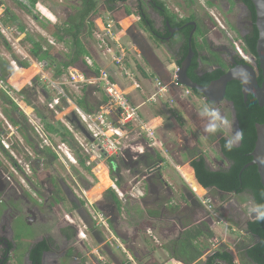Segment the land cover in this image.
<instances>
[{
  "label": "flooded vegetation",
  "instance_id": "1",
  "mask_svg": "<svg viewBox=\"0 0 264 264\" xmlns=\"http://www.w3.org/2000/svg\"><path fill=\"white\" fill-rule=\"evenodd\" d=\"M167 4L168 1L166 0H119L118 3L115 2L112 5V10H108V8L111 7L110 5L102 4L99 8V12L101 11V13L109 15L117 21V24L112 28L114 33H119L122 29L121 26L118 25L119 20L129 17H134L136 19V23L127 30V35L134 41L136 46L140 48L146 61L152 59L156 62L157 59L154 52L158 51L162 53V55H165V58H163L168 66H173L178 70L179 65L187 57L190 40L192 51L193 42L200 46L197 54L198 67L196 74L198 77H203L206 73L217 69H222L227 72L233 67V61L238 64L237 61L240 57H238L236 50L233 48V45L235 46L236 43L232 42L228 32L234 33L240 38L243 44V39H245L255 27V21L251 20L248 7L241 0H182V3H177V6L173 7V11ZM212 9L219 11L217 14L221 17L222 23L216 18L215 14L212 13ZM180 10L182 13H180ZM136 25L138 26V32L133 28L134 26L136 27ZM142 34L147 35V39L143 38L144 35ZM185 44H187V54L183 57L181 53ZM193 53L194 58L195 52ZM249 58L250 62L255 61V57ZM0 68L3 69L4 67L0 66ZM174 73L177 74V71ZM189 95H192V93ZM43 97L46 100L48 98L45 94H43ZM202 102L205 103L204 101ZM224 103H227L226 100ZM34 110L38 116H43L38 108L35 107ZM20 116L21 115L17 113L16 117L12 118L14 121L23 122L26 126L25 121L20 118ZM70 118L71 122L72 117ZM190 121L195 124L192 120ZM204 121L207 122L208 118H205ZM24 125L22 124L23 127ZM16 130L18 131L17 127ZM202 136L204 138L206 134ZM223 136V134L214 135L217 146L215 150H217L218 155L226 164V166L222 168H227L229 163L222 156L219 146V140ZM194 138L195 137H192L189 142H184V145L178 148L179 153L183 152L192 160H196L201 155L200 151L196 152L197 156L195 154L193 155L195 146L198 143ZM237 144H239L238 141L234 145ZM48 149V147H38L37 144H32V150L35 156L27 159L25 169L6 157L7 155L5 152L3 153L4 156L0 157V264H16L13 255L17 250V244L14 241L10 224H13L14 220L19 219L28 227H33L36 224L43 226L41 236L31 240L23 251L24 264H34L31 259L32 254L40 258V264H60L61 262L62 264H85L83 261L84 256H80L79 252L81 253L83 250H86V248L83 244L84 242H81L83 240L80 236L82 232L81 229L78 228V224L75 223L74 217L77 218L78 222L88 231L90 238L97 245L96 249L100 251L99 253L97 250H91L88 254H85V257L89 258L91 264H135L133 260H135L137 264H141L143 262L142 260L147 257L146 261H150L148 264L157 263L154 259L157 250H155L154 247H152V251L147 254L144 252L142 253L144 248L149 251L148 243L144 236L141 237L144 247L142 249V247L138 248L132 243L133 240L130 239L127 231H123V225L127 224V222L124 221V219L123 221L119 219L120 216H122L121 210L114 202L111 194L105 191L98 201L90 203L91 209H89L88 205L83 201V198L77 195L76 191L68 187L65 182L66 179L63 178L62 174L57 170L56 163L60 158L56 155V158L45 156L46 151H49ZM1 151L3 152V150ZM164 152L166 157L164 156L163 159L159 154L154 156L157 158V162L160 161L163 163L162 167H164L167 160H170L171 163L173 160H178L175 155L177 153L175 149L172 150V148L165 147ZM130 157L131 156H129L127 160L122 157L111 160L108 162L109 167L114 171L117 170V178L120 181L122 179V174L119 173L120 166L126 169L133 168L134 172L140 173L141 178L145 174V171L148 173L149 171L151 172L146 176V178L150 179L145 178L146 193L141 199H138L140 200V204L144 206V210H146L145 214L147 218L151 219V217H153L150 216L151 211H156V214H158L155 217L158 220L157 222L166 221V224H170L171 222L173 223L172 226H175L174 228H176L177 224L181 227V230L175 233V237L172 239L168 237V240H170L162 247L168 254V258L172 249L171 242L183 231L182 226L184 224H190L189 227L203 224L212 232H216L218 223L222 221L213 222L212 215L214 211H211L212 215L210 216L204 206L206 204L202 203L207 200L205 197L204 201H200L196 197H191L189 191L182 187V198H180V201H173L172 197L174 195L172 189L163 179L161 175L162 172L156 170V167H154L156 166V162L152 164V162L146 160L147 158L144 156H142L143 158L138 156L136 159ZM10 162L13 165V173H10L8 170L9 168H7ZM60 163L61 162H58L57 164L60 166ZM78 163L79 160L74 161L72 165ZM83 167L87 169L85 163ZM15 170L16 174H14ZM143 170H145L144 173L141 172ZM181 172L185 180L186 178L191 180L189 177L191 171L187 167H183ZM68 179H71V177H67V180ZM190 182H192V180ZM127 184H130V182H127ZM193 185L195 186L194 183ZM68 188L71 191L69 198L64 192V190L68 191ZM98 191H100V188L96 192ZM194 191L199 194H204V190H199L196 186L194 187ZM211 192L213 191H208V193ZM218 194H220L222 198L237 196L235 194L217 193V195ZM220 201L219 199V204L222 203ZM207 202V205L213 208L211 201L207 200ZM180 203L184 206L181 207ZM167 207L171 211H175L176 214L170 217L169 213H167ZM247 208L250 207H245L242 210L234 207L233 211L231 209L229 210V214L232 219L234 218L233 220H235L234 222L232 221V224H234L235 228L243 230V233H240V242L243 240L244 236L248 235L246 230L247 224L250 221V216L246 214ZM97 213L103 217L102 223L94 216ZM101 224L105 228L107 226L106 229L109 230V232L112 231V234L116 236L114 239L117 237L119 238L122 246L113 247V244L109 240L104 239L101 232L96 230V227L98 229ZM232 231L233 229H230L229 226L225 224V231L223 232L225 238H227ZM74 237L78 238L79 242H77L78 244L70 245ZM84 238L86 239V237ZM229 251L231 252V250ZM214 252H216V250ZM99 254H102L104 258L102 259ZM212 254L207 253V256ZM207 256H205L204 262L207 260ZM124 257L128 260H122ZM173 263L177 264L175 261Z\"/></svg>",
  "mask_w": 264,
  "mask_h": 264
},
{
  "label": "rangeland",
  "instance_id": "2",
  "mask_svg": "<svg viewBox=\"0 0 264 264\" xmlns=\"http://www.w3.org/2000/svg\"><path fill=\"white\" fill-rule=\"evenodd\" d=\"M2 4L6 7V10H8V14L5 15V11L0 16V66L4 67L3 69L8 70V75L6 77V83L8 86L12 89H10V92L7 94H3L2 91H0V146L4 150L3 152L0 150V157L4 156V152L7 153L9 159L14 161L16 164H19L25 169V164L27 162V159L30 157H34V151L32 150V144L38 145V147L43 146L44 143H42V140L39 138L38 134L35 131L34 124L40 125L42 128H45V124L49 123L52 125H55L57 123H60L73 137L74 141L78 145L77 139H79L78 135L79 133L74 129V125L70 124V113L72 112V106H68L67 103H65V98H70L71 102H75V100L81 98L84 94L83 88H86L88 86V83H79L74 84L71 80L70 74L68 73V70L64 72L63 76L61 78H53V66L49 69H46L44 66L45 64H41L33 60L29 55L30 45L24 41L25 35H30L34 38L37 36H41L44 38L49 44L55 48L56 52L58 53L59 59L63 58L64 55L67 53V49L63 44L57 43L53 38L49 36L47 31L41 27V23L46 24L49 23L51 25H59L61 26L67 19L69 15H73L79 6L78 0H40L43 3H37L35 9H30L31 14L35 15L37 19H33V16L30 14H27V12L21 8L15 1L13 0H0ZM168 1L167 6L173 11V7H176L177 3H182V0H166ZM170 1V2H169ZM184 1V0H183ZM47 4L49 8H46L44 5ZM178 9V8H177ZM212 13L215 14L216 18L221 22V17L217 14L219 11H216L215 9L211 10ZM180 13L181 10H180ZM9 19V20H8ZM93 23L96 26V30L93 32V38L92 40L84 39V43L88 47V51L90 56H88V60L86 57L84 58L85 62H89L93 64L96 62L97 58H100L103 56V54L106 52L107 49L111 50L112 57H123L122 67H125L127 65V62H129V53L127 50H125V47H129V42H127L128 37H123L121 40L117 41L118 44L121 46L119 48L118 44L113 43L112 39H117L118 36H115L113 34L112 30L109 32L108 35V28L107 25L113 26L114 18L110 17L107 14L99 12L98 15L94 16ZM116 19V18H115ZM215 20V19H214ZM6 21V23H4ZM222 23V22H221ZM127 23H124V26H126ZM98 26V27H97ZM138 32V26H134ZM23 29V30H21ZM230 35V38L232 39V42L236 43L235 46L233 45V48L236 50L238 57L246 58L247 62L250 61V58L248 55L245 54L242 43L240 41V38H238L234 33L228 32ZM143 35V34H142ZM147 39V38H146ZM104 41V42H103ZM125 42V43H124ZM112 43V45H110ZM105 44H108V47H105ZM54 52V54H56ZM102 54V55H101ZM99 55V57H98ZM108 55V56H111ZM57 56V57H58ZM165 58V55H162ZM102 58V57H101ZM105 59V57H103ZM109 59H111L109 57ZM133 59V58H132ZM135 60V59H134ZM139 60L141 62V59L139 57ZM58 60H56L55 63H57ZM19 62L22 63H28V68H21L19 66ZM36 67L39 69V71L36 69ZM90 67V66H89ZM32 70L34 72V75L32 78H27L21 70ZM94 72L96 68H93ZM99 70V69H98ZM77 71V70H76ZM101 71H105V68L100 69L98 73ZM106 72V71H105ZM132 72V71H131ZM175 72V69L172 70L171 75L173 76ZM73 73V72H72ZM74 74V73H73ZM136 75V73H134ZM137 76V75H136ZM48 80L55 81L59 84V86L54 85L55 88L48 82ZM88 82L90 80L93 81L96 85L98 83L96 82L95 78H88ZM94 85V87L96 86ZM13 86V87H12ZM15 88V89H14ZM97 88V87H96ZM100 89H96L98 92L96 93V98L100 100L102 97V87ZM25 90L26 96L18 94V91ZM31 90V91H30ZM33 92V93H32ZM90 92H94L91 90ZM48 96L47 100L43 97V94ZM89 93V92H88ZM64 94V95H62ZM95 94V93H94ZM3 95L7 96L14 104L15 107L18 108L20 112V118H22L25 121V124L27 126L28 132H26L27 140L26 138H23L20 131L16 130V127L10 123L8 120V116L10 117H16V114L18 111L14 109V106L9 105L6 103V101L3 98ZM58 100V106L61 109L62 112H59L57 110H51L49 109V105L51 102ZM60 99V104H59ZM193 106H196V108L199 109V111L202 109V107L205 105L202 101H198L196 103L191 102ZM68 106V107H67ZM35 107L38 108L39 111L43 114L45 117L44 120H41L39 116L35 112ZM67 107V108H66ZM169 108H172L176 111L177 107L173 104L169 106ZM221 112L226 115L232 125V129L235 130V121L233 118V112L230 104L223 103L220 106ZM171 111V110H170ZM19 114V113H18ZM181 119L183 121H186L184 125L187 124L190 126L189 129L193 130V127L191 126L189 120H187L184 115H181ZM47 133V132H46ZM224 136L226 138L227 135L223 132ZM50 136V142L52 145L56 148V151L58 152V162H61L60 166L56 163L57 170L59 173L62 174L63 178H65V182L67 183L68 187L72 190L76 191L77 195H80L83 198V201L88 205V208L91 209L90 203H94L96 198L100 195L101 191H104L107 189V187L111 186V182L107 176V173L104 171L106 170V164L103 165L102 168H98L99 171H97L98 179H96L95 175L90 172V170L85 169L83 166H81L79 163L76 165H72L70 160L77 161L78 156L80 154L76 152L75 148H70L64 141H62L61 137L54 134L53 132L48 133ZM194 136H197V144L195 146V152L200 151L203 154L206 155V160H208L209 163L208 167L213 170H217L219 168H222L226 166L223 159L218 155L216 142H207L200 136V134L195 133ZM5 137H8V141L6 144L8 145V149L4 148L2 145V139ZM238 139L234 140L233 144L237 143ZM31 141V142H29ZM4 142V141H3ZM178 139L175 135H170V141L168 144L169 148H172V150L175 149L177 152L175 155L177 156L178 152V146H182L184 144H179ZM192 145V144H191ZM195 145V144H194ZM53 152V151H52ZM159 155L164 157V155L159 152ZM183 160H185V156H182ZM9 162V161H8ZM20 162V163H19ZM108 169H109V164ZM12 164L10 162L9 165H7V168H9V172H12ZM66 168H65V167ZM187 167V166H184ZM188 168V167H187ZM189 169V168H188ZM103 170V171H102ZM119 173H122V179H121V185L124 187H127V189L135 184V181H133V174L128 172L126 168L123 166H120ZM16 174V170L14 172ZM178 172H176L175 166L171 163L170 160H167L164 164L163 170H162V176L165 180L175 182L176 176ZM179 175V174H178ZM16 177V176H15ZM67 177H71V179L67 180ZM74 177V178H72ZM133 181V182H132ZM186 181L191 185V187L194 189V185L191 180L186 178ZM127 182H130V184H127ZM100 191L96 192L97 190ZM129 191V190H128ZM198 193V192H197ZM199 196H205V198L209 201H211L212 207L210 205H207V200L205 208L207 212L214 211L213 222H219L218 228L214 233V237L210 240L207 239H200V243L206 246V249L204 250L203 257L198 261L197 264H202L204 262L205 256H207V253L212 254L215 250H218L219 248H227L228 250H231V253L235 257V261L237 264H239V258L238 254L234 248L235 244L240 239L241 235L240 233H243L242 229L235 228L234 224H232V221L235 220L232 219L231 215L229 214V210L231 209L233 211L234 207L240 208L241 210L245 207H252L251 201L249 200V197L247 195H240L235 197H224L217 195V193L211 192L208 193L207 190L204 191V194H199ZM219 197H217V196ZM128 201L133 204L136 202L134 199L128 197ZM204 197L200 201H204ZM126 199V198H125ZM220 199L222 202L221 204L218 203V200ZM218 203V204H217ZM243 207V208H242ZM132 210L134 209L135 213L139 215L138 222L143 219V209L144 206H142L139 202H136L134 206L131 207ZM214 209V210H213ZM93 212V210H92ZM94 213V212H93ZM99 222H103V217L99 213L94 215ZM216 216V217H215ZM248 218V217H247ZM75 223H77L78 228L82 230V234L80 235L81 238H83V244L86 248V250H83L81 253L79 252L80 256H84L83 261L85 264H91L88 257H85V254L89 253L91 250H97L99 253V249L97 248V245L94 243V241L90 238L88 231L84 229V226L78 222L77 218H73ZM129 219L126 218V221ZM237 221V220H236ZM137 222V223H138ZM225 224L229 226L230 229H233V231L230 233L227 238H225L223 232L225 231ZM11 225V232L14 237V241L17 244V250L14 253V259L16 260V264H24V250L26 249L27 245L31 240L35 238H39L41 236L43 226H40L39 224L34 225L33 227H28L26 224H23L20 219L14 220L13 224ZM163 225V226H162ZM155 224L156 229L153 233H148V229L146 226L151 227L152 225L143 224L142 227V233L144 235V238H146L148 243L149 251H152V247L157 250V253L155 254L154 259L158 262L165 263L168 261V254L163 250V245L167 243L169 233L164 234L163 227L172 226L171 224ZM237 225V224H236ZM77 228V229H78ZM107 228V226H106ZM104 226L96 227V230L101 232L102 236L105 240H109L113 245V247L119 246V240L112 234V231L109 232ZM176 228H172V234H170L169 238H174ZM171 231V230H170ZM169 231V232H170ZM163 233V234H162ZM162 234V235H161ZM167 236V237H165ZM86 237V239L84 238ZM240 241V240H239ZM78 238L74 237V240H72L73 244H78ZM156 246V247H155ZM102 259L104 256L102 254H99ZM79 256V257H80ZM16 257V258H15ZM81 259V258H80ZM127 261L128 259L126 257L122 258V260ZM135 264L136 261L133 260ZM150 261H144L142 263L148 264ZM141 263V264H142ZM163 263V264H164ZM62 264V262L60 263ZM171 264H174L173 262Z\"/></svg>",
  "mask_w": 264,
  "mask_h": 264
},
{
  "label": "trees",
  "instance_id": "3",
  "mask_svg": "<svg viewBox=\"0 0 264 264\" xmlns=\"http://www.w3.org/2000/svg\"><path fill=\"white\" fill-rule=\"evenodd\" d=\"M13 1L23 8L27 14L32 15L35 20L37 17L31 14L30 9H35L37 3H43L40 0ZM241 1L248 7L251 20L255 21V11L252 3L249 0ZM78 2L79 6L77 7L75 13L73 15H69L61 26L51 25L49 23L40 24L51 38H53L57 43L65 46L67 53L63 58L59 59L60 56H58L55 48H53L49 42L41 36L34 38L26 34L24 37V41L30 45V57L38 63L45 64L44 67L46 69L53 66V78H61L65 71H67L70 67L76 66L79 62L85 64L84 58L89 55V51L87 45L84 43V39L92 40L93 32L96 30V26L94 25L92 18L99 14V8L102 4L110 5L111 7L108 8V10H112V5L115 2L118 3L119 0H78ZM1 5L3 4L0 1V6ZM44 6L49 8L47 4ZM8 13V10H6L5 15ZM4 23H6V21H4ZM257 38V29L254 27L250 34L243 39L242 47L245 54L249 57L256 58L255 47ZM192 48L193 52H195V56L187 75L194 83L206 87L212 81L220 78L225 71L217 69L206 73L203 77H198L196 74L198 67L197 54L200 46L194 44L193 42ZM54 52H56V54H54ZM186 54L187 44L183 47L181 55L185 57ZM56 60H58L57 63H55ZM237 62L238 64H246V61L241 58H238ZM18 64L21 68L29 67L28 63L19 62ZM7 72V69L0 68V80H6L8 75ZM21 72L30 79L34 75V72L31 69H23ZM257 81L259 84L261 83L260 75L258 76ZM192 93L196 97L202 99V95L200 93L196 91H192ZM18 94L26 96L25 90L18 91ZM3 98L6 103L14 106L13 102L7 96L3 95ZM225 100L227 103L232 105L239 130L243 132V136L240 138V143L237 145L233 144V147L229 150L226 147L228 138L223 136L219 140V146L222 156L229 163L228 167L212 170L208 167L205 157L199 156L196 160L191 162V168L194 171L197 182L194 179L192 171L189 177L199 190L203 188L207 191H213L214 193L235 194L237 196L247 195L253 207L256 204L264 203V189L261 186L256 167L246 168V166L251 162L250 154L254 149L256 141L255 126L257 124H264V109H261L256 100L250 95L247 96V100L244 101L241 92V85L238 82H231L227 85ZM75 101L76 105L82 111L86 113H93V109L88 106L85 97H81ZM105 101L106 99L104 98L103 102ZM14 109L20 114L17 107L14 106ZM6 116H8L10 123L18 128L23 138H26L27 140L26 132H28V129L24 123L14 121V119L8 114ZM39 118L41 120L45 119L44 116L40 115ZM72 124L74 125V129L77 131L76 125L74 123ZM44 130L47 133L53 132L61 137L62 141H64L70 148L73 149L76 147V152L80 154V156H78L79 163L82 166L84 165L85 158L80 153L81 149L74 141L72 135L60 123L55 125L47 123L45 124ZM216 134L222 135V131L217 132ZM0 149L3 150L1 146ZM48 150L49 151H46L45 156L56 158L55 154L50 149ZM122 189L123 191H126V189ZM107 191L111 194L114 202L120 207L121 203L115 192L112 189ZM189 226L190 224H184L182 226L183 231L174 241L171 242L172 249L170 251L169 259L175 260V262L177 261V264H197L203 257L204 250L206 249V246L199 242L200 239L210 240L214 237V233L203 224L199 226ZM246 231L248 235L244 236L243 240L241 242H237L234 246L238 254L239 264H264V221H249ZM31 259L34 264H40V258L35 256V254H32ZM203 264L237 263L235 262L234 255L225 247L223 249L219 248L212 255L207 256V260L203 262Z\"/></svg>",
  "mask_w": 264,
  "mask_h": 264
},
{
  "label": "crops",
  "instance_id": "4",
  "mask_svg": "<svg viewBox=\"0 0 264 264\" xmlns=\"http://www.w3.org/2000/svg\"><path fill=\"white\" fill-rule=\"evenodd\" d=\"M4 8H5L4 11H6L5 6H4ZM3 12H0V16L2 15ZM124 23H127L126 24L127 27L124 26ZM135 23H136V19L134 17H129V18L119 20L118 25L121 26L122 29H121V31H119V33L112 32L113 34H115V36H118V38L116 40L113 39L114 40L113 42H116V44H117L118 43L117 41L121 40L123 37H128L127 30L129 28H131L132 25H134ZM115 24H117V21H114L113 26ZM110 30H112V28ZM143 38H147V35H144ZM127 42H129V47H125V50H127L130 57L128 58L129 62H127V65L125 67L115 65L113 62V57L111 55V52H107V50H106V52L103 54V56H101L102 58L101 57L97 58L96 62H94L93 64L91 63L90 67L85 62V65L94 74L93 76L92 75H90V76L85 75V76L87 79L88 78H96L99 70L105 68V71L109 74L111 80L114 83H116L122 90L125 91L127 98L129 100V102L131 103V105L139 107V114H140V118L142 119V121L143 122H150L151 125L155 127V136L162 143V150L160 151L156 148L150 147L149 142H148V138L146 136H144L142 134L139 136V135H137L136 132H133L130 134V136H127L124 139L122 158L127 160L129 158V156H131L133 159H136V157H138L137 155L140 154L141 156H144L145 158H147L146 160L151 161L152 164L154 162H156L155 163L156 166H154V167H156V170H158V171L160 170L162 172V168H163L162 164L163 163L160 161L157 162L156 161L157 158H155L154 156L159 154V152H161L166 157V155L164 154L165 153L164 150H165V147L168 148V146H170V144H168L170 141V135L171 136L175 135L179 141L178 143L183 144L186 141L189 142L192 139V137H195L194 139L198 140L197 136H194L195 133L200 134V136L202 138H203L202 135L206 134L202 130V121H201V118L199 116L200 111L198 108H196V106H193L191 104V102L196 103L198 101H203V99L196 97L192 93V91H190L187 88H183L179 85H173V83H172L173 76L171 75V73H172V70L176 69V68H174L173 66H168L165 63L164 58L162 56V53H159L158 51L154 52V55L156 56V59H157L156 62H154L152 59L149 61L148 60L146 61L144 59L142 51L140 50L139 47L136 46V44L134 43V41L130 37H128ZM108 55H111V56H108ZM88 56H90V54ZM88 56L86 57L87 60L89 59ZM98 57H99V55H98ZM103 57H105V59ZM109 57L111 59H109ZM139 57L141 59V62L139 60ZM76 67L77 66L70 67L68 69V73L69 74L71 73V69H75V70L79 71ZM93 68H96L95 72H94ZM134 73H136L137 76L134 75ZM50 81L53 82L55 85L59 86V84L57 82L52 81V80H50ZM87 83H88V86H86V88H83L84 94L82 97H85L88 106L93 109V113H86V112L82 111L76 105V101L71 102L70 98H65V96H64V99H65L64 102L67 103L68 106L69 105L72 106V112L70 113V117H71V114L75 111V109H79L82 112H84L85 114H95L106 103L107 99L104 96L102 91L101 92L103 95L100 98V100L96 98L97 97L96 93L98 92L96 89L101 90L99 84L96 85L95 83H93L92 80H90V82H87ZM157 83H160L161 87H158ZM94 85H96V86L94 87ZM91 90H93L94 92H90ZM187 91H190L192 93V95L187 94L186 93ZM156 93H157V96L155 98V101H150V98ZM42 94H44V93H42ZM62 95H64V94H62ZM104 98L106 99L105 102H103ZM59 104H60V99H59ZM171 104H173L177 107L176 111L174 109L172 110V108H169V106ZM218 108L221 109L220 106ZM49 109L59 111L60 108L58 106V100L57 99L55 101L51 102V104L49 105ZM59 112H62L61 109ZM181 115H184V117L187 120H189L191 126L193 127V130H191V128L189 129L190 126L188 124L186 126L184 125V123L186 121H183L181 119ZM205 118H208V117L205 116L203 119H205ZM190 120H192L195 124L191 123ZM70 124H72V123H70ZM222 134H223V132H222ZM214 135L206 134V136L204 137V140H206L209 143L210 142L213 143V142H215ZM78 137L81 138L80 135H78ZM134 147L142 148L143 151H133ZM148 147L153 149V151L155 152V155H154V152H152ZM178 147H182V146H178ZM194 154L197 156L196 152H194L193 155ZM200 154H201L200 156H204L206 158L205 154H203L202 152ZM182 156H185L186 159L183 160ZM177 159L178 160H173V162H172V164L175 166L176 172H178V174H179V175L177 174L175 182L167 181L163 178L170 185V187L172 189V192L174 195L172 197L173 201H176V200L180 201V198H182L181 197L182 187L186 188L190 194H193V192L191 191V189L188 185V182H186V180L182 176L181 169L184 166H187L189 168V170L192 171L194 179L196 181L194 171L191 168V162L193 160L188 158V156H186V154H184L183 152H180L177 154ZM207 163H209L208 160H207ZM127 170H128V172L130 171V173L133 174V181H135V184L139 183V185L137 186L138 198L134 199L139 204L140 200H138V199L139 198L141 199V197L146 193L145 192V181L146 180H141L140 173L134 172L133 168H128ZM144 171L145 170H143L141 172L144 173ZM116 172H117V170L114 171V170H112L111 167H109L108 178H109L110 182L112 181V179H118ZM122 188L126 189V191L129 190V189H127V187H124L121 185V189ZM109 189H110V187H107L106 190L101 191L100 195L96 198L95 201H98L102 197L104 192L109 190ZM203 190L205 191V189H203ZM218 195L220 196V194H218ZM193 196L195 197L194 194H193ZM127 199H129V198L127 197L125 200L119 199V201L121 203L120 210H121V215H122V216H120L119 219L121 221H123V219H124V221H126V218L129 219L128 221H126L127 224L123 225V231L128 232L129 237H130V239L133 240L132 243L134 245H136L138 248L142 247V249H143L144 247H143L141 237L144 234L142 233V229H143L142 225L143 224L152 225L151 227H149V226H146V227H147V229H148L147 231L149 233H153L154 230L156 229L155 224H157V225L166 224V221L157 222L158 220L155 217L158 214H156L157 213L156 211H153V212L151 211V213H150V216H153L154 218L153 217H151V219L147 218V216L145 214L146 210H144L145 208H143V209L141 208V210L143 211V219L144 220H141L138 222L139 215H137L135 213L134 209L132 210V208H131L132 206H134L136 204V202L131 204V202L128 201ZM180 206L182 207L184 205L180 203ZM176 207H173V208L177 209ZM167 211H168L167 213H169L170 217H172V215L176 214L175 211L174 212L171 211L168 207H167ZM209 215L211 216L212 213L210 212ZM170 224L172 225L173 223L170 222ZM172 228H173V226L163 227L164 231H162V232H164V234L169 233V235H167L169 237L170 234H172ZM175 230H176V232L177 231L179 232V230H181L180 225L178 226V224H177ZM81 232H82V230H81ZM167 236H165V237H167ZM117 239L119 240L118 237H117ZM81 242H83V240ZM119 246H122L120 241H119ZM143 252L147 254L148 250L146 248H144L142 253ZM143 256H146V255H143ZM147 258H145L142 261H146ZM174 261L175 260H170L168 258V261L165 263L163 262V263L164 264H171ZM155 262L162 264L161 262H158V261H155Z\"/></svg>",
  "mask_w": 264,
  "mask_h": 264
},
{
  "label": "built area",
  "instance_id": "5",
  "mask_svg": "<svg viewBox=\"0 0 264 264\" xmlns=\"http://www.w3.org/2000/svg\"><path fill=\"white\" fill-rule=\"evenodd\" d=\"M4 9V6L1 5L0 12H3ZM107 28L109 29V35V32H111L110 29L113 28V26L108 24ZM112 41L114 40L112 39ZM113 43L116 44V42ZM110 45H112V43ZM105 47L107 48L108 44H105ZM119 48H121L120 45ZM107 52H111V50L107 49ZM123 57L124 56L114 57V64L122 67V62L124 60ZM242 59L247 62L246 58ZM86 63L90 66L89 62ZM248 63H250V61ZM176 71L178 70L175 69V72ZM70 77L74 84L88 82L86 76L75 69H71ZM95 80L99 86L102 87V92L107 99L106 103L95 114H85L79 109H75L74 112L77 119L93 136L92 142H87L80 136L81 138L77 140V143L78 147L81 149V155L85 158L84 163L87 170L89 169L99 181V173L97 171H99V169L106 164V170L104 171L108 176V162L122 157L124 139L127 136H130L131 133L136 132L139 136L141 134L146 136L148 138L149 146L160 151L162 150V143L155 136V127L152 126L150 122L142 121L139 114V107L131 105L125 91L111 80L107 72L101 71L97 74ZM48 82L53 87H55L53 82L50 80H48ZM172 83L173 85H177L176 73L173 74ZM157 86L161 87V84L157 83ZM10 89L12 88H10L5 81L0 80V91L8 95ZM186 93L190 94L191 92L187 91ZM156 96L157 93L150 98V101H155ZM34 127L39 138L42 140V143H44L43 146L51 149L58 157V152L50 142V136L48 133H46L44 128H42L40 125L38 126L36 123L34 124ZM8 139V137L2 139V145L6 149H8V145L6 144ZM70 162L73 163L74 160H70ZM150 173V171L149 173L145 171V174L141 180H145L146 176H148ZM138 185L139 183H136L132 185L130 189L128 188L129 191H123L121 189V181L118 179H112L110 189L115 192L120 200H125L126 197L137 199ZM188 185L196 198L201 200L203 197H205L203 195L199 196L189 183ZM202 203L206 204V202Z\"/></svg>",
  "mask_w": 264,
  "mask_h": 264
},
{
  "label": "water",
  "instance_id": "6",
  "mask_svg": "<svg viewBox=\"0 0 264 264\" xmlns=\"http://www.w3.org/2000/svg\"><path fill=\"white\" fill-rule=\"evenodd\" d=\"M249 1L252 3L255 11L254 25L258 33V38L255 47V52H256L255 61L246 64H236L233 61V67L230 70L225 72L217 80L212 81L208 86L202 87L194 83L187 75V70L191 65V61L194 55L191 49V41L189 40L188 54L185 60L179 65V69L176 74V83L177 85L183 88H187L190 91H196L200 93L205 103H209L217 107L220 106L222 103L225 102V93H226L227 85L231 82H238L241 85V92L244 101H246L247 96L250 95L256 100L258 106L261 109H264V0H249ZM76 66H77L76 68L82 74L86 76L94 75L90 71V69L82 62H79ZM259 75L261 78L260 84L257 81ZM232 112H233V108H232ZM71 117H72L71 123H74L76 125L77 132L79 133V135L87 142H92L93 136L86 130V128L77 119L75 112L71 114ZM233 118L235 121L236 129H239L234 113H233ZM255 131H256V141L254 144V149L250 154L251 162L246 166V168L256 167L258 176L260 178L261 186L264 189V124L261 125L257 124L255 126ZM237 141L238 143H240V138ZM149 149L152 152H154L152 148ZM137 156L143 158L140 154H138ZM146 179H150V178H146ZM64 192L69 198L71 193L69 188L68 191L64 190ZM190 196L194 197L193 194H190ZM249 220L253 221L255 219L250 217Z\"/></svg>",
  "mask_w": 264,
  "mask_h": 264
},
{
  "label": "clouds",
  "instance_id": "7",
  "mask_svg": "<svg viewBox=\"0 0 264 264\" xmlns=\"http://www.w3.org/2000/svg\"><path fill=\"white\" fill-rule=\"evenodd\" d=\"M202 121V130L208 135H214L217 132H224L228 139L226 147L231 150L235 139L242 138L243 132L239 129H232V125L226 115L212 104H205L199 112ZM208 117V121H204V117ZM133 151H143L142 148L134 147ZM246 214L257 221H264V203L256 204L246 209Z\"/></svg>",
  "mask_w": 264,
  "mask_h": 264
},
{
  "label": "bare ground",
  "instance_id": "8",
  "mask_svg": "<svg viewBox=\"0 0 264 264\" xmlns=\"http://www.w3.org/2000/svg\"><path fill=\"white\" fill-rule=\"evenodd\" d=\"M36 69L39 71V69L36 67Z\"/></svg>",
  "mask_w": 264,
  "mask_h": 264
}]
</instances>
